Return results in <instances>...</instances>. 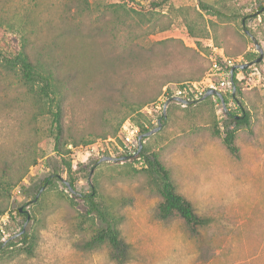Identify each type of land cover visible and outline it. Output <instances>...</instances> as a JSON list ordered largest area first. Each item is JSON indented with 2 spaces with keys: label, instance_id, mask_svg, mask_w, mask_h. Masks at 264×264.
Returning a JSON list of instances; mask_svg holds the SVG:
<instances>
[{
  "label": "rangeland",
  "instance_id": "obj_1",
  "mask_svg": "<svg viewBox=\"0 0 264 264\" xmlns=\"http://www.w3.org/2000/svg\"><path fill=\"white\" fill-rule=\"evenodd\" d=\"M118 2L0 0V264H264V87L240 89L231 101L228 111L250 115L235 132V153L222 141L234 124L216 96L187 106L166 98L165 108H155L163 85L205 75L208 38L249 62L248 53L252 60L259 53L246 27L264 58V13L257 10L264 0ZM214 9L230 16L217 17ZM21 52L55 73L59 147L71 160L69 173L54 152L44 100L19 77ZM140 98H149L147 109L125 119L138 129L127 142L125 120L119 124L125 99ZM140 124L149 130L161 124L142 147L209 223L189 225L176 212L159 216L157 183L136 157ZM122 155L128 158L97 162ZM69 177L82 195L95 188L130 258H111L108 242L85 246L103 223L66 188L62 179Z\"/></svg>",
  "mask_w": 264,
  "mask_h": 264
},
{
  "label": "trees",
  "instance_id": "obj_2",
  "mask_svg": "<svg viewBox=\"0 0 264 264\" xmlns=\"http://www.w3.org/2000/svg\"><path fill=\"white\" fill-rule=\"evenodd\" d=\"M118 3H123L125 0H118ZM201 9L203 10H210L209 5L203 3L200 1ZM154 6H158V3H154ZM257 10H259V13H264V3H260L257 6ZM213 15L217 17H229L230 15L221 12L219 9H214L211 11ZM252 16V14H247L243 16V20L249 18ZM237 17L236 15H233L231 18ZM247 58L252 61L254 58L253 53H248ZM16 63H18L20 67V73L19 77L21 81H23L25 84L29 85L30 87L34 88L36 85V92L40 99L44 100V103L47 106V112L51 115V122L52 126L55 129V143H54V152L61 158L63 163L64 170L69 173L72 169V163L69 158H67L62 152V150L59 147V138L61 135V109L59 105V98L57 97L58 91L56 90V83H55V73L51 71L47 65L41 60L37 59L36 61H31L27 55L23 52L19 53L17 57H15ZM15 63V64H16ZM6 65L9 64V60L5 63ZM197 81V80H196ZM237 83L234 79V87H235V93L240 90V85ZM164 86V85H163ZM162 86V87H163ZM162 92V88L161 91ZM159 92V95H160ZM224 101L227 103V99ZM171 99V97H169ZM149 98L145 99H125L126 103V109L119 121V124L125 120L127 117L131 115H141V109L142 107L149 102ZM206 97L202 100H195L196 102H201L205 100ZM193 103V104H194ZM225 103V105H226ZM227 108V107H226ZM109 107L105 105L103 111L107 113L109 111ZM224 111V110H223ZM224 115L229 117L231 121L234 124L233 129H226L225 134L222 138V141L226 147V149L231 152H236V147L233 143L235 132L238 128L242 126H248L249 125V119L250 115L249 112L242 109L241 114H233L230 111L225 112ZM160 119H163V116L159 117ZM116 131V128L113 129V133ZM140 135H143L149 131L148 128H145L142 124H140L139 127ZM143 138V137H142ZM136 157L143 158V160L148 165V172L154 177L158 190L162 196V201L159 203V216L163 219L171 216L174 212H176L181 218L185 220V222L189 225H197V224H207L209 223V218H201L199 217L193 210L191 202L186 199L183 195L177 193L175 191V187L173 183L171 182L169 172L167 168L155 157V155H148L147 150L145 147L137 148L136 151ZM98 162V161H97ZM92 171V170H91ZM58 176L56 173H52V175ZM64 179H62L63 181ZM49 181V178H45V182ZM69 184L73 187V179L69 177L68 180ZM50 183V182H49ZM65 185V184H64ZM66 186V185H65ZM67 188V187H66ZM77 196V195H76ZM97 192L95 188L92 189L91 192L84 194L78 197H81L82 199L87 201L88 204V213H96L103 225L99 226L95 233L92 235V237L86 241L85 246L88 248L97 246L99 244H102L103 242H108L111 246L110 250V257L114 258L120 262L130 258V251L128 250V244L124 243L122 239L119 236V230L117 228V222L114 217L111 216V214L106 211L105 209L101 208L100 203L96 200ZM19 214L20 211L18 210ZM4 213V210L0 211V215ZM23 239H27V235L23 236ZM3 243H1L2 245Z\"/></svg>",
  "mask_w": 264,
  "mask_h": 264
},
{
  "label": "built area",
  "instance_id": "obj_3",
  "mask_svg": "<svg viewBox=\"0 0 264 264\" xmlns=\"http://www.w3.org/2000/svg\"><path fill=\"white\" fill-rule=\"evenodd\" d=\"M207 45L211 52L209 55V67L205 75L198 81L183 83L174 87L164 85L158 101L155 103L156 109L164 106L163 103L166 98L179 97L186 100H199L207 88H214L226 97V107L229 110L235 95L234 79L239 83L241 90L264 87V58L260 62L248 65L244 69L235 68L231 74L229 71L231 66L245 63L247 60L240 55L235 57L226 55L223 48L218 47L212 38H208ZM143 108L146 110L147 106ZM122 127L127 133L125 139L127 142H131V138L136 135L138 129L130 123L129 119L122 123Z\"/></svg>",
  "mask_w": 264,
  "mask_h": 264
},
{
  "label": "water",
  "instance_id": "obj_4",
  "mask_svg": "<svg viewBox=\"0 0 264 264\" xmlns=\"http://www.w3.org/2000/svg\"><path fill=\"white\" fill-rule=\"evenodd\" d=\"M243 30L246 34H249L250 38L252 39L253 41V45L255 47V49L257 50V52L259 53V55L252 61H249V62H245V63H242V64H238V65H234V66H231L229 71L230 73L232 74V71L235 69V68H241V69H244L246 68L248 65L252 64V63H256V62H260L263 58V50H262V47L259 43V41L252 35L250 34L249 30L246 28V27H243ZM233 83V82H232ZM207 96H216L221 105H222V109L225 111V112H228V109L226 108V105H225V101H224V97L222 95V93H220V91L214 89V88H207L205 93L203 94V96L199 99V100H202L204 99L205 97ZM172 100L178 102V103H181L183 104L184 106H187V105H190V104H193L195 100H186V99H183V98H179V97H173ZM170 100H167L165 103H164V108L166 106V104L169 102ZM161 128V124H158L157 127L147 131L144 136L143 135H140L138 137L139 139V148L142 147V137H147L151 134H153L154 132H156L158 129ZM128 156L127 155H122L120 157H112V156H103V157H100L98 159V162L100 161H113V162H116V161H122V160H125L127 159ZM63 183L66 185L67 189L74 195H77V196H81V193L76 191L70 184L68 181L66 180H63ZM19 211H21V208H19ZM29 214L26 213V218H25V223L29 220ZM24 229L20 230L19 233L17 234H14L12 237H15L17 235H21L23 233ZM11 237V238H12Z\"/></svg>",
  "mask_w": 264,
  "mask_h": 264
}]
</instances>
